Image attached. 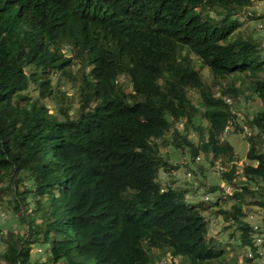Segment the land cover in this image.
I'll use <instances>...</instances> for the list:
<instances>
[{
  "label": "trees",
  "instance_id": "16d2710c",
  "mask_svg": "<svg viewBox=\"0 0 264 264\" xmlns=\"http://www.w3.org/2000/svg\"><path fill=\"white\" fill-rule=\"evenodd\" d=\"M257 1L0 0V194L27 226L24 237L7 232L0 264H31L33 243L49 264L254 263L244 218L247 203L264 206V47L237 16ZM62 78L77 107L60 105L56 116L41 100L66 94ZM30 82L35 99L24 93ZM239 100L255 107L238 117ZM227 126L248 144L240 167L221 137ZM167 145L222 167L234 202L190 204L170 185L161 192L159 169L177 167L160 153ZM205 214L221 217L253 257L228 260L234 248L208 233Z\"/></svg>",
  "mask_w": 264,
  "mask_h": 264
},
{
  "label": "rangeland",
  "instance_id": "374dc122",
  "mask_svg": "<svg viewBox=\"0 0 264 264\" xmlns=\"http://www.w3.org/2000/svg\"><path fill=\"white\" fill-rule=\"evenodd\" d=\"M263 3V2H262ZM261 3H258L252 10V14H259L261 17L259 19H249L248 16H245L242 21L243 25L241 27V31L243 33H249L251 36L262 42V47H264V7H260ZM197 67L199 68L202 78L204 83H207L208 85L210 84V74L205 67H200V63L197 62ZM54 80V79H53ZM54 83V81H52ZM127 85L126 83H124ZM60 89L65 90L66 94L63 95L62 93H59L57 97H45L44 100L41 102L44 103L45 107L48 109L50 113L53 115L58 116L57 109L60 105L67 106L69 113H72L76 107H77V94H76V89L74 85H71L69 81L66 80V78L61 79V84H60ZM127 91L130 90V86H126ZM24 93H27V95L30 98H37V87L34 82H30L28 85L26 91ZM193 97V103L197 102L196 99V93H192ZM255 107V104L250 101V102H244L243 100H239L235 105L234 108L237 111V114L240 115V110L242 108L247 109L249 112ZM60 118V117H59ZM205 124V122H203ZM227 138L230 139L232 145L234 146L235 151L238 153L239 156V162L238 164L241 165L245 161V151L247 149V144L244 141L242 135H235V136H228ZM172 147H167L163 149V152H166L170 154L171 156V161L174 159L178 163L181 162V165H184V161L187 160V156L185 159L182 156H178L173 150H171ZM167 156V155H166ZM168 155V157L170 158ZM191 165V167L186 168L184 171L183 168H179L176 173H179L180 175V180L182 183H184L185 187L189 188V191L193 190L194 187H196L199 179H200V172L198 170V166L202 167L203 169L205 168L204 171V176L206 182L209 183H216L217 182V173L212 170L211 168L208 167L207 162L203 159H200L199 162H186ZM192 170V173L187 175V170ZM28 183V181H27ZM201 189L197 190L196 193L195 191L191 194L193 197L191 200H196L198 199L202 194ZM195 194H198V197L195 196ZM206 195V194H204ZM31 196L27 195L25 201L29 203L28 210L32 208V202H31ZM10 201V196L7 194H0V251L3 248V245L5 243L4 238L7 235L8 231H12L15 234L20 235L21 237L25 236L26 233V223L20 219V217L16 214V211L13 210L11 207V204L8 202ZM222 205H228L229 201L227 199H222L220 201ZM20 215L25 214L22 209H19L18 211ZM27 212V211H26ZM248 213L247 219L251 221L252 223H256V219L258 221L264 220V208H257L256 206H251V209ZM220 217L215 219L214 221H210L208 229L210 234L217 233L215 235L216 238L220 241V243H227L228 247L231 248L232 246L234 250L229 251V259H235L237 260L238 258L241 257V249L237 247V240H232L231 238L228 237L227 232L221 230L220 231ZM31 251H30V258H29V263L31 264H49L46 262L45 256L43 255V246L38 245V244H31ZM264 262V259L260 260H255L254 263L252 264H262ZM155 264H164L163 260L157 261Z\"/></svg>",
  "mask_w": 264,
  "mask_h": 264
},
{
  "label": "clouds",
  "instance_id": "9594fccd",
  "mask_svg": "<svg viewBox=\"0 0 264 264\" xmlns=\"http://www.w3.org/2000/svg\"><path fill=\"white\" fill-rule=\"evenodd\" d=\"M263 2V3H262ZM258 3H261V5H260V7H264V0H259V1H257L254 5H252V6H250V7H248V8H246L244 11H242L238 16H237V18H238V21H241V22H243L242 21V19L245 17V16H248V18L249 19H252V17L251 16H255V17H259L260 15L259 14H252V10H253V8L258 4ZM211 13V15H214L213 14V12H210ZM260 18V17H259ZM259 18H255L256 20L257 19H259ZM65 52H66V54L67 55H69L70 54V52H69V50H67V49H65ZM192 57V60H194V64H195V67H196V69L200 72V70H199V68L197 67V62H199L200 63V67H205V68H207L206 66H204V65H202V63L195 57V56H191ZM207 70H208V68H207ZM208 72H209V70H208ZM28 73V72H27ZM200 75L202 76V74H201V72H200ZM203 79V78H202ZM120 82H122V83H126V82H124L125 81V78H124V76H120L119 77V79H118ZM204 82V81H203ZM127 84V83H126ZM207 84V83H206ZM129 86V85H128ZM127 90V89H126ZM194 91H192V93H193ZM196 99H197V94H196ZM228 102H230V98H227L226 99ZM192 102H193V97H192ZM237 103V102H236ZM236 103H234L233 104V106H232V109H233V111L237 114V111L235 110V108H234V105L236 104ZM194 104H196V103H194ZM238 115V114H237ZM238 117H239V115H238ZM169 120H171L170 118H169ZM203 122H205V125H207L206 123V121L205 120H202L201 121V123L202 124H204ZM241 123V122H240ZM195 124H198L197 123V121H195ZM174 127H175V129H177L179 132H181V133H184V131H183V123H182V121H177V122H175V124H174ZM244 129L247 131V132H249V131H251V129H249L248 127H244ZM230 131V127L229 126H227L225 129H224V131H223V133H222V138L223 139H226V140H228L230 143H231V141H230V139L229 138H227L228 136H235V135H242V137H243V139H244V141H245V138H244V136H243V134L242 133H231V132H229ZM186 134H187V137L189 138V139H193V140H195L196 138H195V132L193 131V129H190L188 132H186ZM246 142V141H245ZM232 144V143H231ZM246 144H247V142H246ZM233 146V145H232ZM167 147H172V149L171 150H173L178 156H182L184 159H185V157L187 156V160H185L184 161V165L182 166L181 165V162H183V161H181V162H178V163H174V162H176V160H172L171 161V156H170V154H169V152H168V154L166 153V152H163L162 150L163 149H165V148H167ZM234 147V146H233ZM247 148H248V144H247ZM159 150H160V153L163 155V157L165 158V160H167L168 161V163L170 164V165H173V166H177L175 169H172L170 172H164V170L162 169V168H160L159 169V172H158V181H160L161 182V187H160V191L162 192L163 191V189L166 187V186H168V185H170V186H172V187H174V188H179V189H182L183 190V195H184V199H185V201L187 202V203H190V204H193V203H198V202H200V201H213V200H216L218 197H220V199L222 200V199H227L226 197H229L230 195H232L233 194V191H234V189L230 186V185H228V184H226L225 182H223L221 179H220V176H219V171L220 170H223L222 169V167H217V168H213V167H210L209 165H208V163H207V165H208V167L209 168H211L212 170H214L218 175H217V182L216 183H207L206 182V180H205V176H204V171H205V168L203 169L202 167H200V166H198V170H199V172H200V179H199V181H198V183H197V185H196V187H194V189L193 190H191V191H189V188L188 187H185L184 186V183H182V181H179L180 180V175H179V173H176L177 172V170L179 169V168H183L184 169V171L186 170V168H188V167H191V165L190 164H188V163H186V162H194V163H196V162H199V160L200 159H203V160H205V158H202V157H196L195 159H191L190 157H189V155L188 154H180L172 145H167V146H160V148H159ZM235 150V149H234ZM246 151H247V149H246ZM246 151H245V153H246ZM237 153V152H236ZM238 154V153H237ZM167 155V156H166ZM168 155L170 156V158L168 157ZM244 157H245V155H244ZM206 161V160H205ZM247 161V159H246V157H245V161L244 162H246ZM238 162H239V159H238ZM238 162H237V165H238V167H240L241 165H239L238 164ZM243 162V163H244ZM192 168V167H191ZM187 172H189V173H187V175L189 174H191L192 173V170L190 169L189 171L187 170ZM209 186H218V188H215V189H213V190H210V187ZM252 186V189L254 190V192H256L257 191V186L256 185H254L253 186V184L251 185ZM196 189L197 190H199V189H201V190H203L202 191V194L203 195H201L198 199H196V200H191V198L193 197L191 194L195 191V193H196ZM204 194H206V195H204ZM195 196L196 197H198V194H195ZM256 198V197H255ZM249 199V195L247 196V201H249L248 200ZM258 198H256V200H257ZM220 200V201H221ZM219 201V202H220ZM227 201H229V203H231V202H234V200H227ZM252 201H254V198H253V200ZM247 205H248V210H246L247 212H246V216H245V220H246V222L247 223H249L250 225H251V227L254 229V233H253V235H252V242H253V245L256 247V253L258 254L257 255V258L256 257H254L255 259H254V261L255 260H260V259H264V234H262V233H258L257 231H259V228H261V227H263V225H264V220L262 221V220H260V221H258L257 219H256V223H252L251 221H249L248 219H247V216H248V213H250L249 211H250V209H251V206H256L257 208H264V206L262 205V204H260V203H255V202H251V204H249V203H247ZM206 215V214H205ZM207 216V215H206ZM218 218V217H217ZM217 218H214V217H212V216H207V219H208V226H209V223H210V221H214L215 219H217ZM221 218V217H220ZM223 221H222V218L220 219V231H221V223H222ZM208 233H209V229H208ZM210 234V233H209ZM217 233H214V234H210V235H212V236H214L215 237V235H216ZM240 255H245V256H247L248 258H252L253 257V252H252V250L250 249V247H248V246H246L243 250L241 249V253H240ZM161 260H163V263H164V259H161ZM160 260V261H161ZM262 264H264V262L262 263Z\"/></svg>",
  "mask_w": 264,
  "mask_h": 264
}]
</instances>
